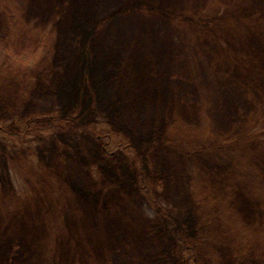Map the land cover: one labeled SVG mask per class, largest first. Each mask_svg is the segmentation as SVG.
Returning <instances> with one entry per match:
<instances>
[{
  "label": "rangeland",
  "instance_id": "obj_1",
  "mask_svg": "<svg viewBox=\"0 0 264 264\" xmlns=\"http://www.w3.org/2000/svg\"><path fill=\"white\" fill-rule=\"evenodd\" d=\"M0 264H264V0H0Z\"/></svg>",
  "mask_w": 264,
  "mask_h": 264
},
{
  "label": "trees",
  "instance_id": "obj_2",
  "mask_svg": "<svg viewBox=\"0 0 264 264\" xmlns=\"http://www.w3.org/2000/svg\"><path fill=\"white\" fill-rule=\"evenodd\" d=\"M105 137L108 139L109 144H111L115 141V140L113 141V139H112L113 136H111V135H105ZM240 140L241 139H233L234 142H240ZM114 143L116 144V142H114ZM118 143H120V144H118ZM117 144H118V146L120 145V147L123 146V144L120 142V140H119V142L117 141Z\"/></svg>",
  "mask_w": 264,
  "mask_h": 264
}]
</instances>
